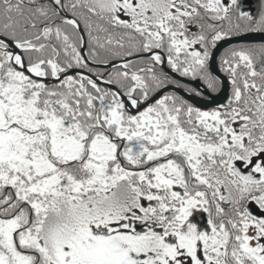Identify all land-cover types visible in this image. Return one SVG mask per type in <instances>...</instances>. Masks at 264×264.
I'll list each match as a JSON object with an SVG mask.
<instances>
[{
  "label": "snow or ice",
  "instance_id": "obj_1",
  "mask_svg": "<svg viewBox=\"0 0 264 264\" xmlns=\"http://www.w3.org/2000/svg\"><path fill=\"white\" fill-rule=\"evenodd\" d=\"M0 264H264V0H0Z\"/></svg>",
  "mask_w": 264,
  "mask_h": 264
}]
</instances>
